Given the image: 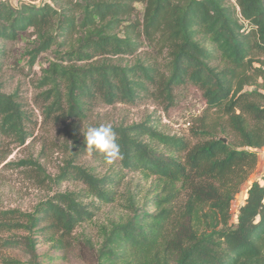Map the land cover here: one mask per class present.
Listing matches in <instances>:
<instances>
[{
    "label": "trees",
    "instance_id": "1",
    "mask_svg": "<svg viewBox=\"0 0 264 264\" xmlns=\"http://www.w3.org/2000/svg\"><path fill=\"white\" fill-rule=\"evenodd\" d=\"M29 30L30 64L56 47L34 97L43 122L83 121L94 102L151 101L166 110L183 90L202 105L185 133L163 132L153 119L113 126L120 168L142 170L156 181L148 209L137 208L130 191H119L115 173L99 178L74 164L87 153L76 135L56 177L37 160L15 162L36 170L40 181H80L100 204L124 197L129 218L98 248L86 241L96 264L123 258L126 264H264V175L250 181L233 222L231 212L264 147V0H0V72L6 42ZM145 46V56H137ZM125 56L134 60L123 63ZM31 115L17 93L0 85V162L7 148L31 137ZM81 198L75 191L54 192L31 211L0 209V246L22 248L26 264H39L41 236L72 246L76 227L97 209Z\"/></svg>",
    "mask_w": 264,
    "mask_h": 264
},
{
    "label": "rangeland",
    "instance_id": "2",
    "mask_svg": "<svg viewBox=\"0 0 264 264\" xmlns=\"http://www.w3.org/2000/svg\"><path fill=\"white\" fill-rule=\"evenodd\" d=\"M13 4L28 2L38 5L48 0H9ZM135 7L139 13L142 12V4L136 3ZM31 30L23 33L19 40L6 42L8 57L5 66L0 72L1 89L7 93H17L18 97L28 110H31V119L34 121L31 137L21 146L7 148L8 154L0 162V209L18 208L31 211L36 204L47 199L54 192L75 191L82 195V203H94L97 209L94 216L80 225L74 231V242L72 246H56L54 241L41 236L37 242V253L39 264H96L94 251L86 246V241L92 247L98 248L105 239L106 234L111 231L118 222L126 221L130 216L128 203L123 196L117 195L110 204H100L91 195L84 184L80 181L62 180L51 182L43 177L42 181L35 175L36 170L32 167L15 166L19 160H37L44 168L46 175L52 178L60 174L66 161L74 151V135L81 141L83 132L90 125L111 124L112 126L131 125L153 119L158 129L163 132L185 133L187 122L192 117L199 115L202 105L196 97L188 91H178L177 101L174 105L164 110L161 106L151 101L140 102L136 105L115 103L106 105L100 102L91 104V110L87 112V118L83 121H74L61 125L43 122L39 106L34 102V97L40 92L37 82L48 63L56 58L55 46L47 51L41 52L33 64L29 63L27 52L32 49L34 36ZM148 47H143L137 56L144 57ZM115 60V59H114ZM134 60L131 56L122 58L123 63ZM11 163H14L12 165ZM75 165L86 167L95 176L101 178L115 173L120 179L119 191H130L135 196V205L140 209H148L149 198L155 192L154 177L142 170L121 169L118 160L109 163L103 155L90 156L82 153L76 156ZM250 179V177H249ZM245 182L240 192L231 204L232 222L237 215L238 206L242 195L249 185ZM248 184V185H247ZM121 193V192H119ZM126 196V194H124ZM9 235H4L5 237ZM94 249V250H95ZM18 259L26 264L28 255L22 248H5L0 246V264L2 259ZM104 263L107 260H103ZM128 259L123 258L117 264H126Z\"/></svg>",
    "mask_w": 264,
    "mask_h": 264
},
{
    "label": "clouds",
    "instance_id": "3",
    "mask_svg": "<svg viewBox=\"0 0 264 264\" xmlns=\"http://www.w3.org/2000/svg\"><path fill=\"white\" fill-rule=\"evenodd\" d=\"M83 137L88 155L102 153L109 163L121 157L117 135L111 124L90 125L83 132Z\"/></svg>",
    "mask_w": 264,
    "mask_h": 264
},
{
    "label": "crops",
    "instance_id": "4",
    "mask_svg": "<svg viewBox=\"0 0 264 264\" xmlns=\"http://www.w3.org/2000/svg\"><path fill=\"white\" fill-rule=\"evenodd\" d=\"M257 154H258L257 166H256L254 172L251 174L250 179L248 181V184L250 183L251 180L259 178L261 175H264V147L259 149ZM247 187H246V189H247ZM246 189L244 191V194L242 195V200L240 201V204L243 202V198L245 197Z\"/></svg>",
    "mask_w": 264,
    "mask_h": 264
},
{
    "label": "water",
    "instance_id": "5",
    "mask_svg": "<svg viewBox=\"0 0 264 264\" xmlns=\"http://www.w3.org/2000/svg\"><path fill=\"white\" fill-rule=\"evenodd\" d=\"M223 141H225V139L221 138Z\"/></svg>",
    "mask_w": 264,
    "mask_h": 264
}]
</instances>
